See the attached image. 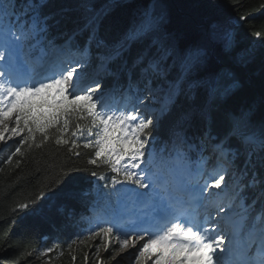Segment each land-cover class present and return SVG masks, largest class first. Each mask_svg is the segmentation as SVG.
Here are the masks:
<instances>
[{"label": "snow or ice", "instance_id": "obj_1", "mask_svg": "<svg viewBox=\"0 0 264 264\" xmlns=\"http://www.w3.org/2000/svg\"><path fill=\"white\" fill-rule=\"evenodd\" d=\"M181 6L174 19L169 0L100 10L91 0H0V144L14 148L5 163L25 146L54 145L77 158L85 150L93 166L64 165L17 203L0 233L5 254L10 230L58 197L50 210L66 223L77 204L92 213L69 248L99 238L96 255L118 245L113 261L134 249V264H225L230 253L264 264V26L250 32L258 54L240 44L256 20L240 0L227 18L215 0Z\"/></svg>", "mask_w": 264, "mask_h": 264}, {"label": "trees", "instance_id": "obj_2", "mask_svg": "<svg viewBox=\"0 0 264 264\" xmlns=\"http://www.w3.org/2000/svg\"><path fill=\"white\" fill-rule=\"evenodd\" d=\"M109 0H91L92 5L97 10L102 9ZM151 0H133V3H150ZM185 0H169L173 5L171 11L173 18L182 16L186 9L181 5ZM218 7V14L222 18H227L232 15L231 0H215ZM241 4L245 5V11L254 13L256 20L253 24L245 25V29L240 31V44L242 48H253L259 52L262 50L261 42L250 32L255 27L264 26V14L255 10L264 4V0H240ZM125 12L123 8H115L112 15L114 17L121 16ZM243 14V13H241ZM108 23V21H105ZM258 88V84L256 85ZM250 94V89L246 88L242 96ZM14 148L5 147L0 154V233L8 229L7 218L13 216V209L16 204L24 199L30 198L39 193V191L47 190L46 186L56 179L57 174L61 171L64 165H72L79 167L92 168L87 164L89 153L81 149L82 155L77 158L70 156L65 150L57 151L54 145H48L43 148L35 146L28 148L24 147V155L13 157L11 164L5 163V160ZM17 161H20L17 167ZM98 172H106L104 168L95 169ZM87 175V173H81ZM110 175V174H109ZM94 197H89L91 200ZM58 197L52 198V205H48L45 201V211L36 217H29L24 224L26 226L13 227L9 235L13 241V247L7 250L5 254L3 247L0 246V264H40L32 258L33 252L40 246L53 247L59 244L60 248L56 251H62L63 255L59 264H97L91 259L85 260V254H88L89 240L80 247L76 246L74 250H70L68 244L71 243L75 234H80L81 228L89 223V218L92 217L86 206L76 205V217L72 223H66L62 218L50 210L59 203ZM118 245L112 242V248H117ZM110 248L109 254L112 252ZM72 256L76 259L73 261ZM117 264V263H114ZM127 264V261H124Z\"/></svg>", "mask_w": 264, "mask_h": 264}, {"label": "rangeland", "instance_id": "obj_3", "mask_svg": "<svg viewBox=\"0 0 264 264\" xmlns=\"http://www.w3.org/2000/svg\"><path fill=\"white\" fill-rule=\"evenodd\" d=\"M4 148L5 147L2 144H0V154L2 153V150ZM225 203H226V201H225ZM87 228L84 229L83 232H85L87 230ZM99 243H100V239L99 238H97L95 240H89V244H88V246H89V248H88V259H89V261L91 259L93 262H95L97 264H101V262H103V264H114V263H117V262H118V264H124V261L125 262L127 261V264H134L133 256L130 255V253H133L135 251L134 249L127 250L126 252L122 253L120 257H117L116 261H113V260H111V253L112 252L109 254L110 250L109 251H104V249L101 248L99 255L95 254L94 245L95 244H99ZM76 246H78V247L81 246L79 241H77L76 244H72L71 248H69V249L70 250H74ZM44 247L45 246H42V247H39L37 249H42ZM137 247H139V245H137ZM35 250L32 252V258H33V260L35 262H39L40 264H59V262L61 260V257H62V255L59 254L61 251H56L55 250V251H53L51 253H48V256L40 257L38 255V252L35 251ZM48 257H52V258L49 259Z\"/></svg>", "mask_w": 264, "mask_h": 264}, {"label": "bare ground", "instance_id": "obj_4", "mask_svg": "<svg viewBox=\"0 0 264 264\" xmlns=\"http://www.w3.org/2000/svg\"><path fill=\"white\" fill-rule=\"evenodd\" d=\"M226 230H227V226H226V225H224V231L226 232Z\"/></svg>", "mask_w": 264, "mask_h": 264}]
</instances>
